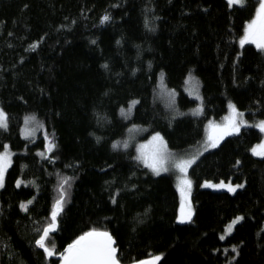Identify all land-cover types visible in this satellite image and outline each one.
Masks as SVG:
<instances>
[{"label": "trees", "instance_id": "1", "mask_svg": "<svg viewBox=\"0 0 264 264\" xmlns=\"http://www.w3.org/2000/svg\"><path fill=\"white\" fill-rule=\"evenodd\" d=\"M258 7L259 0L231 7L225 0H0L7 116L0 153L7 145L12 154L0 189V264H59L56 257L92 231L110 234L121 264L156 256L157 264H264V158L250 153L262 141L257 129L241 128L191 165L193 217L182 225L173 177L113 147L136 125L185 154L230 104L246 122L264 121V50L239 44ZM190 75L201 114L175 117L196 105L182 91ZM160 76L177 93L173 108L157 94ZM133 101L126 120L122 110ZM26 118L41 128L34 140L21 136ZM44 134L55 145L49 157L40 155ZM65 178L66 203L48 244L55 254L47 257L35 241ZM220 181L243 187L234 194L202 188ZM236 217L243 219L221 239Z\"/></svg>", "mask_w": 264, "mask_h": 264}, {"label": "snow or ice", "instance_id": "2", "mask_svg": "<svg viewBox=\"0 0 264 264\" xmlns=\"http://www.w3.org/2000/svg\"><path fill=\"white\" fill-rule=\"evenodd\" d=\"M245 0H228L229 6H243ZM110 19L108 15H105L102 18V23L107 22ZM94 43V42H93ZM241 45L243 46L245 43H254L256 44L257 48L260 50H264V0H259V7L257 12V17L247 26V32L245 37L240 41ZM34 50L36 45L31 46ZM104 67H107L105 65ZM136 102L133 101L132 105H130L128 111H131L132 106H134ZM233 116L228 118V123L224 126H217L221 130V136L218 138H223L224 135H232L235 132H238L240 126L244 124L242 119L243 113L237 112L234 105H229ZM124 110H122L123 112ZM197 113L200 111L199 109L196 110ZM258 127L262 132H264V121H261L259 124L254 125ZM0 128H7V116L6 114L0 110ZM153 141H158L159 146L158 148L152 153L151 156L141 155L138 159L143 160L146 167L150 168L154 174L159 175L161 171H168V168L164 166V149L165 145L163 142V138L160 137L159 134L155 135ZM211 139V138H210ZM218 139L212 140L210 146L216 147L218 143ZM128 145L125 143L124 147ZM116 147V145H113ZM143 147V146H141ZM261 149H264V145L260 146ZM5 151L4 153H0V188L4 186V173L7 170V167L10 165V155L7 151V145L4 146ZM55 148V145L51 142L47 145L46 151L52 152ZM254 154L264 155V151L257 152L256 149H253ZM194 158L191 160H181L178 162L175 167L179 169V171L184 174V179L181 181L182 187L180 188L182 201L183 198L186 197V193L190 194L191 189V181L188 180L187 177V169L194 163ZM239 163V161H237ZM69 181L65 178L61 185L60 196L56 200L55 205L53 206V210L50 216V222L43 228L42 233L39 235V238L35 241V244L38 248L44 250L46 256H52L55 254L54 244L52 247H49L48 244L50 243V234L57 230V220L58 217L63 212L64 204L66 203V190L64 189V185L68 184ZM21 184L20 181H17V186L19 187ZM204 187H215L221 188L225 187L229 192H235L237 188H242L243 185H236L232 186L231 184L225 185L223 182L219 185H213L209 182H206ZM32 203L29 200L26 204L22 203L20 205L21 209L27 211L28 205ZM191 205H188L187 211H185V205L182 202L181 206V215L178 218L179 223H188L191 222ZM242 217H237L226 229V234H230L234 228V226L242 220ZM93 237H102L103 243H99L91 238ZM224 236H221V239H224ZM112 237L107 232H88L81 236L78 240L74 241L70 244L63 253L60 254L62 259V264H118L117 261V250L113 246ZM232 251H236L235 248ZM161 258L159 256L154 257V259L149 262V264H157V262ZM143 264V262H142Z\"/></svg>", "mask_w": 264, "mask_h": 264}, {"label": "rangeland", "instance_id": "3", "mask_svg": "<svg viewBox=\"0 0 264 264\" xmlns=\"http://www.w3.org/2000/svg\"><path fill=\"white\" fill-rule=\"evenodd\" d=\"M225 1L228 3V0H225ZM237 6H239V5H237ZM257 12H258V10H257ZM256 17H257V13H256L254 19ZM250 23H248V25ZM247 26L245 28V31H244L243 36L239 40V44L240 45H241L240 41L246 35ZM245 44H251L256 49H258L257 46H256V44H254V43H245ZM258 50H260V49H258ZM163 87L165 88L164 82L162 80V77L160 76L159 77V80H158V86H157L158 92H157V94H158L159 98L161 100H163V102L166 104L167 107L173 108L174 107L175 100H176L177 93H176V91L168 90L166 88L164 89ZM182 91L186 95H188L192 100H194L196 102V105H195V107L193 109H191L189 111H186L184 113H176L175 117L176 116L179 117V116H183V115L199 116L201 114V108H202V106H201V96H200L198 82L196 81V79L193 76L190 75V76H188L186 78V80L184 82V85L182 87ZM167 95H168V97H166ZM130 105H132V103H130L129 106H128V108L126 110L124 109V111L122 112V114H123V116H124V118L126 120H128L130 118L131 113L133 111V108L135 106V104H134V106H132V108H131V111L129 112L128 109H129ZM197 109L200 110L198 113L196 111ZM0 110H1V108H0ZM236 110H237V112L242 113L237 108H236ZM232 116H233V113H232L231 109L228 106V109H227L226 114H224V116L221 119L208 121L206 123V125H205L204 139H203L202 143L199 145V147L195 148L194 150H190V151L186 152L185 154H175V153L171 152L169 150V148H168V146L166 144V141L163 138V136H161L159 133H151V132L148 131L147 127H143V126L130 125L127 128L126 136L122 140L121 144H115L116 145L115 148H120L121 150L132 149L133 152H134L135 158L138 161H140V163L142 165L145 166L143 160L138 159V157H140L142 154L145 155V156H151L152 153L158 148L159 142L158 141H153V139H152L155 135L159 134L160 137L163 138V142H164V145H165V149H164V153H163V155H164V161H165L164 166L168 168V171H161L160 174H169V175H171L173 177V179H174V183H175L176 189L178 191V195H179V206H178V213H177V217H176V224H180V225L186 224V223H179L178 222V218L181 215L182 202L185 205V211H187L188 205L189 204L191 205V189H192V184H191L190 194H187L186 193V197L183 198V201H182V196H181L180 188L182 187L181 181L185 177H184V174H182L179 171V169L175 167V165L178 162H180L181 160H191V159L194 158V161H196L203 153H205V152H207V151H209L211 149L216 148L225 137L229 136V135H224L223 138L218 139L221 136V130L217 126H224V125H226L228 123V118H231ZM242 119H243V117H242ZM243 121H244V124H242L240 126V129L243 128V127H253L255 129H257L262 134V141L259 144L254 145L251 148L250 153H251V155L254 158H258V159L264 158V155H259V154H254L253 153V149H256V151L258 153L261 152V151H264V149H261V147H260L261 145H264V132H262L258 127H255L254 126V125L259 124L260 122H258V123H248L244 119H243ZM0 129H4V128H0ZM240 129H239V131H240ZM40 131H41V128H40V126H39V124L37 123L36 120H34L32 118H26L24 120V124L22 125V128H21V136H22V138L27 139V140H34V139L37 138V136L39 135ZM238 132H235L232 135H235ZM44 138H45V148H44L43 151L40 152V155L42 157H49V154L51 152H47L46 151V148H47V145L49 144V142L53 143V141L51 140L50 137L47 136V134H44ZM216 139H218L217 146L216 147H211L210 144H211L212 140H216ZM125 143L128 145L127 147H124V144ZM141 146H143V147H141ZM7 151L9 153V155H10V165H11V162H12V154L9 151L8 148H7ZM10 165L7 167V170L9 169ZM190 167H188V169H187V177L186 178L188 180H190L189 177H188V170H189ZM148 169L151 170L150 168H148ZM5 174H6V172L4 173V178H5ZM221 182H223L225 185H228V184H231L232 186L241 185V184H232L231 182H225V181H220V182H217V183H213V182H209V183H211L213 185H219V184H221ZM205 183L206 182H204L202 184V188L207 189V190H211V191H222V192H227V193H230V194H234V193H236V191H238L239 189H241V188H237L235 192H229L227 190V188H225V187H221V188L204 187L203 185ZM191 212H192V216H191V219H192V217H193L192 207H191ZM231 223H232V221L225 226L224 231H223V233H222L221 236L226 237V236L230 235V234H226V229L228 228V226Z\"/></svg>", "mask_w": 264, "mask_h": 264}, {"label": "water", "instance_id": "4", "mask_svg": "<svg viewBox=\"0 0 264 264\" xmlns=\"http://www.w3.org/2000/svg\"><path fill=\"white\" fill-rule=\"evenodd\" d=\"M96 232H102V231H96ZM84 235V234H83ZM82 235V236H83ZM110 235V234H109ZM81 237V236H80ZM80 237H78L76 240H78ZM91 239H93V240H95V241H97V242H99V243H103V238L102 237H93V238H91ZM75 240V241H76ZM112 241H113V239H112ZM114 242V241H113ZM113 246H114V243H113ZM47 257H49V256H47ZM56 259H58L59 261H60V263L59 264H62V259H61V256H58V257H56ZM153 259L152 258H149V259H145V260H142V261H138V262H135V263H132V264H142V262H143V264H149V262H151ZM118 261V260H117ZM118 264H121L119 261H118Z\"/></svg>", "mask_w": 264, "mask_h": 264}]
</instances>
